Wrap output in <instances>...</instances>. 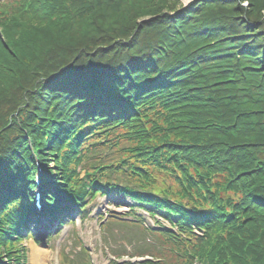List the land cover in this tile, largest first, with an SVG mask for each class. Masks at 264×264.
Masks as SVG:
<instances>
[{"label": "trees", "instance_id": "16d2710c", "mask_svg": "<svg viewBox=\"0 0 264 264\" xmlns=\"http://www.w3.org/2000/svg\"><path fill=\"white\" fill-rule=\"evenodd\" d=\"M263 11L0 0L1 252L17 251L38 174L79 214L110 190L160 214L188 233L185 264H264ZM102 144L121 155L104 164ZM42 198L45 215L65 217L49 188Z\"/></svg>", "mask_w": 264, "mask_h": 264}, {"label": "rangeland", "instance_id": "374dc122", "mask_svg": "<svg viewBox=\"0 0 264 264\" xmlns=\"http://www.w3.org/2000/svg\"><path fill=\"white\" fill-rule=\"evenodd\" d=\"M175 1L188 4L192 0ZM243 5H246V2ZM116 149L117 147L107 148L102 144L101 149L96 154V158L107 164L121 155V152ZM83 173L82 171L81 175ZM38 178L41 177L39 176ZM55 187V185L52 186V189ZM56 194L62 197L60 203L66 206L63 211L65 217L61 218L59 216L56 218L57 222L54 218L51 219L49 225H46L45 228L38 225L37 222L29 226L30 230L35 232L37 240L27 238L25 234L23 235V240L19 245L25 254L24 264H87L89 259L92 264H111L112 261H115L113 260L115 258L117 259V264H125L128 261L135 263L136 259H139V256H135L132 259H130V256L145 254L150 244H147L148 241L143 240H148L154 234L151 230L146 229L148 227H146L145 223L155 224L159 221L160 226L169 225L167 221L154 220V218H151L146 213L136 209L131 210L128 207L130 203L129 199L124 197L122 193L112 190L104 196L96 195L89 204L85 216L80 217L75 213L74 206L66 201L64 195L60 192ZM88 200L89 198L85 200V203ZM106 214L109 216L110 225L104 230L100 219ZM129 214L139 217L143 227L146 228H141L139 226L141 225L140 222L138 223L139 225L135 226L120 224L121 222L116 221L114 218ZM47 218L50 217L48 216ZM161 229L167 230L165 228ZM168 231L176 239L180 238L178 232L174 230ZM51 233L55 234L54 239L47 238ZM134 237L139 241L134 239ZM153 241L156 246L149 252L155 251L157 254L153 255L154 259L149 260L151 264L158 262L163 264H185L187 257L180 255L183 253L184 248L176 245L172 240H168V237L165 235L156 239L157 242ZM186 244L187 242L185 241V246ZM36 250L39 260H35L32 256ZM39 254L43 255V259ZM156 257H159L161 261L155 260ZM1 260L3 264H16L14 259L8 261L3 257ZM136 262L139 263L140 261Z\"/></svg>", "mask_w": 264, "mask_h": 264}, {"label": "bare ground", "instance_id": "6f19581e", "mask_svg": "<svg viewBox=\"0 0 264 264\" xmlns=\"http://www.w3.org/2000/svg\"><path fill=\"white\" fill-rule=\"evenodd\" d=\"M32 256L34 257L35 260H37V259L39 260V258H37V250L34 253V255H32ZM39 256L42 257V259H43V255L42 254H39Z\"/></svg>", "mask_w": 264, "mask_h": 264}]
</instances>
